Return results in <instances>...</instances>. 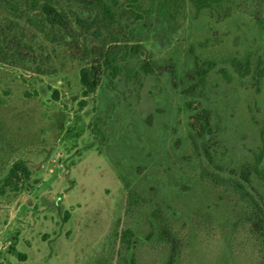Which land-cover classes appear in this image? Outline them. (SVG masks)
Masks as SVG:
<instances>
[{
  "label": "rangeland",
  "instance_id": "rangeland-1",
  "mask_svg": "<svg viewBox=\"0 0 264 264\" xmlns=\"http://www.w3.org/2000/svg\"><path fill=\"white\" fill-rule=\"evenodd\" d=\"M49 1L89 51L137 52L118 54L117 74L102 68L80 107L85 62L71 56L70 37L33 0H0V187L14 161L31 171L0 194V264H168L162 228L179 246L173 264H264L227 180L264 147V78L231 66L264 61V0H233L227 16L186 1L174 21L136 24L132 39L92 24L95 12L77 0ZM204 61L214 64L205 83L182 94L184 73ZM187 102L213 115L215 164L191 144ZM216 165L224 181L204 173Z\"/></svg>",
  "mask_w": 264,
  "mask_h": 264
},
{
  "label": "trees",
  "instance_id": "trees-1",
  "mask_svg": "<svg viewBox=\"0 0 264 264\" xmlns=\"http://www.w3.org/2000/svg\"><path fill=\"white\" fill-rule=\"evenodd\" d=\"M83 3L87 11L95 12V19L92 24H96L106 30L114 29L113 26L119 25L121 35L129 39L133 38L134 26L140 22L148 20L151 16L157 20H164L166 23L174 21L180 9L186 1H189L197 12L208 10L211 14H219L222 16L229 15V6L233 0H77ZM32 5L43 14L44 20L52 27L59 28L65 32L70 38L65 42L71 56L85 65L79 69V82L82 86L83 99L79 102L82 107L85 98L94 93L100 83L102 68L111 69L113 74H117L118 54L121 53V59L129 58L131 54L137 52V46L129 44H115L114 47L104 50L103 48H94L89 51L85 45L78 41L73 31L67 15L57 10L49 0L39 3L33 0ZM118 33L112 35V41L119 43ZM20 48V47H19ZM114 48V50H111ZM214 64L210 61L195 62L188 72L184 73L186 80L191 85L188 89L181 90V93L188 96L199 91V88L205 83L206 78L213 68ZM231 66L241 77L251 75L256 80L264 78V61L260 59L255 63L252 69L250 61L245 59L239 60L237 57L232 58ZM173 86H175L174 74L171 73ZM176 87V86H175ZM53 96L57 98V92H53ZM189 110L188 126L190 129V140L197 154H203L211 163L215 164V154L217 153V135L219 133L213 115L210 110L193 106L190 102L186 103ZM215 169L206 175H212L215 181L217 178L221 181V172L225 169L223 166H214ZM31 175L30 169L23 160L14 161L4 178L0 187V194H4L6 190L18 191L20 184L27 181ZM232 190L238 195L246 208L245 212L254 226L255 238L259 240L262 248H264V194L260 192L256 181L264 184V147L255 155L251 162H244L235 172L227 178ZM160 240H165L170 245V258L168 264H173L176 251L179 246L177 241L171 235L167 228L160 229ZM21 260H25L24 253L16 252Z\"/></svg>",
  "mask_w": 264,
  "mask_h": 264
}]
</instances>
